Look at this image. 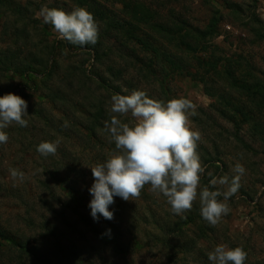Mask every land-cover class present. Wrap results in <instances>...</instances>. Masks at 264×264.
Wrapping results in <instances>:
<instances>
[{"label":"rangeland","instance_id":"rangeland-1","mask_svg":"<svg viewBox=\"0 0 264 264\" xmlns=\"http://www.w3.org/2000/svg\"><path fill=\"white\" fill-rule=\"evenodd\" d=\"M137 2L154 11L157 20L165 23L183 21L201 34H207V26L215 21L218 35H207L209 50L219 58L249 65L252 74L264 82V0ZM15 3L22 5L26 15L37 22H43L39 16L42 6L65 11L77 7L72 0H15ZM227 3L236 13L225 7ZM110 4L107 8L118 13L120 5ZM11 20V17L0 20V49L19 54L21 64L23 58L28 63L33 53L43 56L40 51L43 47L35 49L33 41L25 43L24 36L11 28ZM97 24V42L102 51L96 62L92 54L85 53L87 50L71 45L67 51L57 48L53 52L52 58L57 62L55 73L48 77L33 75L38 86L28 83L24 87L18 77L6 80L0 76V94H23L29 115L25 117L27 127L13 123L4 129L9 139L0 144V227L36 242L40 251L38 261L23 255L20 258L18 253L12 252L7 254L8 258L0 260V264H41L42 260H49L51 264H210L207 253L220 244L229 248L241 247L247 253L245 264L264 262V143L252 136L247 125L237 130L221 115L219 110L223 106L204 93L202 84L190 77L173 75L166 78L165 70H158L156 76L149 75L146 54L129 43V47L118 44L113 33L104 38L106 31L101 23ZM46 26L48 44L62 39L51 25ZM30 63L38 73L42 70L36 62ZM101 79L108 82V87L99 83ZM208 81L215 80L210 77ZM134 90L144 91L149 98L164 102L184 97L196 105L197 114L189 116L188 126L201 135L197 153L205 172L201 175L200 188L209 187L213 178L224 175L231 178L236 163L246 170L237 193L225 201L230 212L215 226L203 219L202 223L208 228L207 238L199 241L197 226L186 227V238L180 242L189 243L187 254L180 249L177 254L164 250L156 236L161 237L162 229L168 228L166 225L170 228L184 214H196V218H200L199 197L190 211L176 215L162 194L153 193L150 185H145L140 197L133 201L114 197L115 203L109 206L114 219L106 220L100 216L95 221L90 214L88 205L92 196L88 189L93 183L90 167L118 151L104 131L105 122L111 118V97L128 95ZM57 92L60 98L62 94L70 95L76 108L66 110V106L53 97ZM241 102L249 109L244 99ZM98 103L102 104L104 119L94 129L93 117ZM118 118L125 123L133 120L130 114ZM261 120L264 122L263 114ZM65 122L67 127H64ZM43 141H59L55 155L44 157L37 152V146ZM61 158L65 160L60 166ZM11 168L24 172L25 179L13 180ZM225 188L217 185L211 190L224 191ZM218 199L224 201L223 196ZM74 207L95 225L98 236L86 222L71 213ZM114 231H121L119 241L123 249L120 251L99 237L111 236ZM73 252L76 258L71 259Z\"/></svg>","mask_w":264,"mask_h":264},{"label":"clouds","instance_id":"clouds-1","mask_svg":"<svg viewBox=\"0 0 264 264\" xmlns=\"http://www.w3.org/2000/svg\"><path fill=\"white\" fill-rule=\"evenodd\" d=\"M44 24L51 25L60 37L72 45H95L99 27L91 12L84 7L71 11L42 6L39 12ZM27 101L19 95L8 93L0 97V144L8 142L4 129L13 123L27 127ZM196 105L187 98H173L167 102L149 98L141 90L128 95L115 94L110 100V120L104 131L118 150L104 162L90 167L93 183L88 189L92 199L88 207L93 220L100 216L114 219L109 206L114 197L133 201L141 195L145 185L150 191L162 194L176 215L190 211L199 197L200 215L211 226L230 212L227 201L241 187L245 173L242 164L236 163L231 178L224 175L213 178L209 187L200 188L201 175L205 172L197 153L201 135L188 126L189 116H195ZM131 115L129 123L118 117ZM65 122L64 127H67ZM59 141H43L37 152L44 157L55 155ZM13 180L25 179V173L9 169ZM212 176V173H208ZM217 185L226 186L224 191L211 190ZM199 188V191H198ZM223 196L224 201L218 199ZM108 229L107 233L110 234ZM210 264H245L247 253L241 247L229 248L217 245L207 253Z\"/></svg>","mask_w":264,"mask_h":264},{"label":"trees","instance_id":"trees-1","mask_svg":"<svg viewBox=\"0 0 264 264\" xmlns=\"http://www.w3.org/2000/svg\"><path fill=\"white\" fill-rule=\"evenodd\" d=\"M72 1H75L77 6L86 8L93 14L96 22L102 24L104 31H106L104 38L113 33L114 40L119 41L118 44L129 47L127 45L129 43L146 54L149 58L146 64L149 75L156 76L158 70H162V72L165 70L166 78L177 75L178 77H190L191 80L197 81L203 85V91L208 97L214 98L215 103L217 102L223 106L219 113L233 124L237 130H241L245 124L252 136L264 143V122L261 120L262 114L264 115V82L255 74H252L249 65H242L238 61L228 58H219L214 55L213 51L209 50V44L206 40L207 35L208 37L218 35L215 32V21H211L207 26V34H201L183 21L165 23L157 20L156 13L137 2V0ZM112 2L120 5L118 13H113L107 8V5ZM225 7L236 13L230 4L227 3ZM8 17L12 18L11 28L16 30V34L24 36L23 41L25 43L33 41L32 47L35 49L43 47V50H40L44 53L43 56H37L36 53H33L31 55L32 59L29 60L30 64L33 61L36 62L42 70L38 73L24 58L21 60V64L19 54H10V52L0 49V76L6 80H13V77H18L22 79L24 87L28 83L33 87L38 86L33 81V75L40 74L43 77H48L50 73H55L57 62L52 58L53 52L57 48L67 51L66 49L72 44L64 39L55 40L48 44L46 24L29 18L24 7L19 3H15V0H0V20ZM104 38L101 40L103 41ZM101 47L100 42H97L95 45L89 44L82 48L87 50L85 53L88 56L92 54L93 60L96 62L100 58ZM185 58L188 60L186 61ZM83 75L86 77L84 73ZM210 77L215 81H208ZM99 83L108 87V82L104 79H101ZM210 83H212L211 86ZM213 84L218 86L215 87ZM212 90H215V92ZM58 93H53V97L56 101L60 100L63 106H66V110L71 107L76 108L70 95L62 94L60 98ZM19 96L24 99L23 94H19ZM0 97H2L1 94ZM242 99L249 104V109L243 106ZM101 106L100 103L95 106L94 129H96L97 124H100V120L104 119V110ZM66 115L68 116L67 113ZM44 121L47 123L48 119L45 117ZM46 127H48L47 124ZM61 159L60 166L64 164L63 160H65ZM77 208L74 207L71 213L78 220L83 223L86 222L91 227L92 232L97 235V230L94 229L95 225L88 218H83V215L76 210ZM196 216V214L191 213L184 214L170 228L166 225L165 227L168 228L162 229L161 237L156 236L158 244L164 250L174 251V254L178 253L177 249H180L183 254H187L189 243L187 241L180 242V239L185 240L186 238L187 226H197V239L199 241L208 236V228L202 223L203 218H196ZM47 221L49 222V219ZM28 224H32L31 220L28 221ZM99 237L101 241L110 244L114 250L120 251L123 249L119 241L121 231H114L111 236L103 235ZM12 252L18 253L20 258L23 255L28 258L34 257L38 261L37 253L40 251L36 242L0 227V260ZM72 255L74 256L71 259L76 258L74 252ZM167 257L170 258V256ZM41 264L51 263L49 260H42ZM260 264H264V262Z\"/></svg>","mask_w":264,"mask_h":264}]
</instances>
